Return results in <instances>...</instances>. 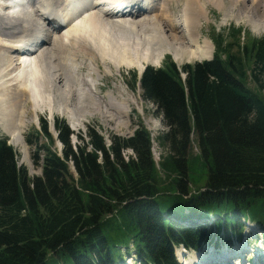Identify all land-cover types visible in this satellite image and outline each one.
I'll use <instances>...</instances> for the list:
<instances>
[{"label":"trees","instance_id":"16d2710c","mask_svg":"<svg viewBox=\"0 0 264 264\" xmlns=\"http://www.w3.org/2000/svg\"><path fill=\"white\" fill-rule=\"evenodd\" d=\"M181 72L183 80L173 64L147 66L133 77L167 128L158 137L169 151L160 168L173 178L160 179L142 123L108 143L87 130L73 150L72 132L56 120L58 155L43 122L36 137L49 143L38 147L41 174L34 177L0 138V264H122L131 254L139 264H177L174 246L195 249L211 230L228 241L244 228L241 220L264 227V99L244 82L264 92V37ZM193 139L208 168L195 194L187 159ZM124 151L132 157L124 160ZM207 214L209 226L178 223Z\"/></svg>","mask_w":264,"mask_h":264},{"label":"bare ground","instance_id":"6f19581e","mask_svg":"<svg viewBox=\"0 0 264 264\" xmlns=\"http://www.w3.org/2000/svg\"><path fill=\"white\" fill-rule=\"evenodd\" d=\"M64 1L69 0H0V130L23 158L27 153L23 141L26 109L35 117L36 104L41 103L52 119L56 108L75 128L84 118L78 106L98 103L94 96L97 88L93 75L100 76L96 66L88 69L93 74L88 77L94 92H78V87L88 84L80 80V69L69 63L80 55L90 61H107L116 71L133 67L137 74L145 64L158 66L165 54L177 62L208 58L213 46L207 38L200 41L198 32L201 22L208 19L209 6L224 13L232 8V18L250 24L252 30L264 27V13L258 11L264 7V0H228L227 4L223 0H183L177 16L171 8L173 0H158L159 5L157 0H145L142 9H130L116 17L97 8L96 4H108L106 0H76L68 22L56 29L41 17L40 6L59 22ZM104 72L111 73L107 68ZM107 96L106 117L127 116L125 97L114 103L111 94ZM131 103L135 104L133 100ZM245 249L214 250L217 254L210 255L211 259L209 250L205 258L207 264H224L231 257L238 261L247 256ZM180 253L186 254L181 251L180 257ZM195 262L196 258L188 259L186 264ZM181 263H185L183 256Z\"/></svg>","mask_w":264,"mask_h":264},{"label":"rangeland","instance_id":"374dc122","mask_svg":"<svg viewBox=\"0 0 264 264\" xmlns=\"http://www.w3.org/2000/svg\"><path fill=\"white\" fill-rule=\"evenodd\" d=\"M183 0H173L171 2V8L174 11V15H178V11L182 8ZM225 4L228 3V0H223ZM174 3V4H173ZM157 4H160V1L157 0ZM264 7L260 10H258L261 13L263 12ZM157 11V10H156ZM207 21H202L199 32H198V39L200 37V41L203 38H207L206 41H210V44H212L213 49L211 51V55L208 58L198 59L193 58L192 60H186L184 59L182 62H177L173 60V56L169 54H165L164 57L161 59L159 65H150L145 64L144 66H150L154 69H165L166 67L169 68L171 64L174 65L177 72H179V75L181 79L184 78V74L181 72V67L183 65H190L192 66L194 63L202 62L205 60H209L212 58L213 54L217 51H223L225 49L226 51L229 49L231 52H235L237 50L242 51L245 48H249L254 42L258 41L260 38L264 37V35H253L250 31L251 25L245 23L243 20H235L233 19V14H235L232 11V8L229 12L224 13L225 11L221 10L218 11L216 8L209 6L207 7ZM244 10H242L243 15ZM226 14L229 16H226ZM241 15V16H242ZM199 27V26H198ZM200 34V35H199ZM202 39V40H203ZM199 41V43H200ZM208 41V42H209ZM221 55V58H225L226 54L225 52H219ZM94 63V64H93ZM76 65V69H80V80H84L86 84H88L86 87L81 86L78 87V92H82V90L88 91V92H94L93 85L95 84V87L97 88L96 92L94 93V96L96 97V100H98V103L95 101H91L92 103L87 105L84 104L82 106H78L81 108H78V111L81 115H84L83 120L80 124H77L75 128L71 125L72 123L69 121L67 117H65L60 110L54 109L52 119L48 110L44 107L43 104L39 103L36 104V116L31 113L30 109H26L27 115L25 117L26 126L23 132V141L25 143V146L27 148L26 158L22 157V154H20L17 150V148H13L16 154V161L17 165L20 168H23L28 177H34L39 176L41 174L40 166L41 161L39 160L41 156L43 155L42 152L38 150V147L49 143V141L46 140V138L42 134H38V137H36L37 130L41 128L43 125V122L46 124L47 130L49 134L52 137V144L49 145L51 150H54L57 154L61 155L63 146L57 139L58 133L55 130V128H51V125L54 124V121H61L64 122V124L67 126L69 131H74L72 136L70 137V144L72 149L74 150L76 147L79 146V135L81 137H84V134L87 132V130L93 129L96 131L99 135H101L105 141V143H108L109 139L112 136H116L119 138H128L134 134V131L137 129V126L139 123H142L143 126L149 131L150 133V139H151V153L152 158L155 164L156 169L158 170V175L160 176V179L162 178H173L174 174L173 172H167L163 171L160 168V163L163 161L164 158H166L169 155V151L167 146L164 144L161 145L158 142V137L161 136L163 133L166 132L167 128L164 126L162 121V116L160 113L157 112L155 106L144 100L142 97V91L139 87V85L134 83V78L136 77V70L133 67L129 68H123L120 67L119 70H115L114 67H112L111 64H109L107 61L104 63H101L99 59H95L90 61L83 55H80L79 57L75 58L72 63H69V65ZM52 66V65H51ZM96 66L98 68V74L100 76L93 75L91 72L88 71L90 67ZM70 67V66H69ZM53 68V66H52ZM110 69L111 73H105L104 69ZM90 74L93 75V77L96 79L95 83L92 84L90 77H88ZM97 77V78H96ZM246 86L258 93L263 99H264V92L259 91L256 89L255 85L250 81L249 78H246L244 80ZM91 84V85H90ZM114 98L113 102L117 103L119 99L126 100L128 114L125 117H115L113 114V120L108 119L105 114V105L107 104V98L109 95ZM120 97V98H119ZM135 103L132 104L131 102ZM106 102V103H105ZM114 105V104H113ZM28 104H26L27 108ZM85 106V107H84ZM90 108V109H89ZM111 110V107H110ZM89 114V115H88ZM0 137H3L7 140L8 138L2 133L0 130ZM26 139H30L34 145H29ZM37 142V143H36ZM10 145V144H9ZM81 145V144H80ZM122 157L124 160H127L128 157H132L131 151H124L122 154ZM188 178H189V189L193 194L197 191H201L203 187L205 186L206 178H207V172L208 168L205 165V163L201 160L200 156L198 155V150L196 147L195 139H193V144L191 146V150L188 153ZM70 172L73 177H76V173L73 169V166L71 163H68ZM166 183V182H165ZM201 215H198V218H200ZM191 218V217H190ZM194 218V217H193ZM178 219V223L181 225H201L207 222L209 220H203L200 218L197 221H194V223L187 222L184 219L183 221ZM211 224V223H210ZM209 224V225H210ZM207 225V226H209ZM253 223L247 224V229L244 231L250 232L248 236H245L246 238H249L253 235H259L264 234V229L262 226H259L258 224L252 226ZM208 229V228H207ZM206 229V230H207ZM251 229V230H250ZM206 236V243L205 245L200 247L198 249V252L193 250H186L183 251L188 252V254L182 255L183 260L185 261L184 264L187 263L188 259L196 258L195 264H207L208 258L211 259L210 255H215L216 252L214 250L222 251L228 249L229 251H232L233 249H230L229 245H227L223 238L219 235V237L215 238V232L214 230H211ZM245 243V240L241 242L240 244H237L238 247H243ZM248 246L249 244L246 243ZM249 248L252 249L251 246ZM181 249V248H180ZM209 250H211L209 253ZM209 253L208 258H205V254ZM187 255V256H186ZM222 255V254H221ZM214 256V257H215ZM218 257H221L220 254ZM229 257V256H228ZM230 258V257H229ZM247 259V256L244 255V257L240 258V260L232 262L231 260L225 262L224 264H243V261ZM124 264H139L137 259H135V256L131 254L129 257L124 258ZM218 262V260H214V262ZM194 263V262H193ZM247 264V263H244Z\"/></svg>","mask_w":264,"mask_h":264},{"label":"clouds","instance_id":"9594fccd","mask_svg":"<svg viewBox=\"0 0 264 264\" xmlns=\"http://www.w3.org/2000/svg\"><path fill=\"white\" fill-rule=\"evenodd\" d=\"M253 35H264V27L258 28L256 30L250 29Z\"/></svg>","mask_w":264,"mask_h":264}]
</instances>
